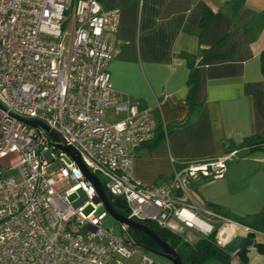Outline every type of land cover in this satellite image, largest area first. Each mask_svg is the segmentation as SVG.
<instances>
[{"label": "built area", "instance_id": "built-area-1", "mask_svg": "<svg viewBox=\"0 0 264 264\" xmlns=\"http://www.w3.org/2000/svg\"><path fill=\"white\" fill-rule=\"evenodd\" d=\"M118 20L97 0H0V264H154L126 224L114 220L118 234L102 227L111 216L93 183L55 144L102 178L128 220L190 244L188 232L214 233L220 247L250 231L189 202V187L222 179L237 151L185 162L160 185L134 177L133 152L154 138L156 121L110 82ZM11 113L43 122L60 141Z\"/></svg>", "mask_w": 264, "mask_h": 264}, {"label": "crops", "instance_id": "crops-1", "mask_svg": "<svg viewBox=\"0 0 264 264\" xmlns=\"http://www.w3.org/2000/svg\"><path fill=\"white\" fill-rule=\"evenodd\" d=\"M97 1L119 10L108 66L112 87L152 108L156 129L165 132L159 144L133 152L134 177L160 185L185 162L237 151L222 179L189 187V202L240 218L264 215V150L241 147L264 134V0ZM190 62L197 75L191 93ZM228 254L229 264H239L237 254ZM125 264L140 262L133 257Z\"/></svg>", "mask_w": 264, "mask_h": 264}, {"label": "trees", "instance_id": "trees-1", "mask_svg": "<svg viewBox=\"0 0 264 264\" xmlns=\"http://www.w3.org/2000/svg\"><path fill=\"white\" fill-rule=\"evenodd\" d=\"M260 70L262 77L264 79V49L260 53ZM190 74L188 79V85L190 87V93L194 90L196 85V71L194 65L190 62ZM165 137V132L159 127L156 129V134L154 138L150 141L155 145L159 144ZM148 142V143H150ZM241 147L247 148L248 150H264V134L253 135L246 138ZM102 183V182H101ZM103 186V183H102ZM103 191L110 202L111 207L120 215H128L127 208L124 201L120 198H114L105 190ZM215 211L228 219L235 221L245 227L250 231L247 233V237L253 242V247L256 252L264 257V241L256 242L255 236L260 233L264 235V215H248L246 217L240 218L233 216L227 212L215 209ZM148 228H150L156 236L163 242L168 243L174 251L177 253L178 257L183 264H203L209 259L217 260L222 264H229L230 256L223 250L222 247L216 243V235L213 233L207 238H198L193 243H188L184 241L180 236L169 233L164 229H160L153 223L144 222ZM130 233L136 242V244L142 249L146 250H158L156 243L148 235L138 232L134 229H130ZM248 248H242L238 251L237 256L239 264H248Z\"/></svg>", "mask_w": 264, "mask_h": 264}, {"label": "water", "instance_id": "water-1", "mask_svg": "<svg viewBox=\"0 0 264 264\" xmlns=\"http://www.w3.org/2000/svg\"><path fill=\"white\" fill-rule=\"evenodd\" d=\"M0 107L5 109L6 107L0 102ZM14 117H16L19 121L23 122L26 125L32 126V127H42L44 130L49 132V134L57 141H60V138L58 135L52 131L46 124L43 122L30 118L27 116H21L14 113H11ZM58 149H62L67 154L71 156V158L75 161L77 166L82 170L85 177L90 180L98 194V198L102 201L104 204V207L108 211L109 215L119 223L126 224L129 228L134 229L138 232L144 233L148 235L153 241L156 243L158 250H146L148 253L159 257L161 259H164L165 261L169 262L170 264H183L180 258L178 257L177 253L174 251V249L166 242H163L160 240L156 234L148 228L146 225L137 223L132 220H128L125 218V216H122L118 214L110 205L109 200L107 199L106 195L104 194V191L102 189V185L99 181V179L92 175L88 169L83 165L80 158L78 156H75L71 150L67 147H62L60 144L54 145ZM253 246V242L250 238L247 237V235H236L234 236L228 243H226L222 248L224 251L230 254H237L238 251H240L242 248H248Z\"/></svg>", "mask_w": 264, "mask_h": 264}, {"label": "rangeland", "instance_id": "rangeland-1", "mask_svg": "<svg viewBox=\"0 0 264 264\" xmlns=\"http://www.w3.org/2000/svg\"><path fill=\"white\" fill-rule=\"evenodd\" d=\"M52 153L54 154H57V151H51ZM55 169V165H53L50 169H48V172H51ZM101 181H102V178L100 176H97ZM81 197H83V195L81 194L80 195ZM109 226H114V232L115 234H118L119 233V227L118 225L115 224L114 222V219L111 218V217H107L103 223H102V227L103 228H107ZM195 240V237H193V241ZM255 241L256 242H262L264 241V235L263 234H257L255 236ZM251 256H249V263L248 264H259L260 262V257L261 255H259L255 248H252L251 249V252H250ZM112 264V263H111ZM203 264H221L220 262H218L217 260H214V259H209L207 260L205 263Z\"/></svg>", "mask_w": 264, "mask_h": 264}]
</instances>
